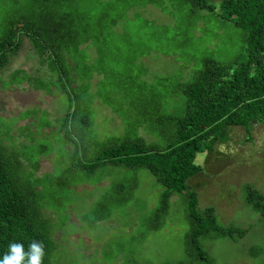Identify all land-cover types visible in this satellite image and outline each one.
Returning <instances> with one entry per match:
<instances>
[{
    "label": "trees",
    "instance_id": "obj_1",
    "mask_svg": "<svg viewBox=\"0 0 264 264\" xmlns=\"http://www.w3.org/2000/svg\"><path fill=\"white\" fill-rule=\"evenodd\" d=\"M165 1L187 3L190 11L215 9L211 0H3L0 71L27 38L39 63L45 64L46 88L52 83L65 95L58 131L70 147L59 174L39 177L32 175L37 168L33 160H28V170L14 148L0 144V258L10 241L27 247L40 240L45 245L44 264H50L54 222L49 213L66 210L69 196L63 191L82 182L98 183L115 169L121 173L144 169L161 187L144 219L146 233L163 226L170 197L183 195L184 259L162 264H211L198 239H235L245 233L244 228L219 223L212 207L197 208V195L188 181L201 170L195 155L227 141L231 126L248 135L252 126L264 125V0H216L218 14L243 33L244 58L229 63L202 59L190 80L175 81L169 89L163 78L156 80L157 86L145 84L129 73L119 76L121 71L109 65L118 49L115 40L122 34L115 26L127 10L151 4L166 12ZM83 48L93 50V63L86 62ZM19 71H12L10 78ZM93 75L107 79L102 87L108 92L96 89L92 95L121 117L125 131L121 137L97 141L87 135V93ZM34 78L26 74L12 83H31ZM179 96L182 102L175 108L172 103L176 105ZM43 150L41 146L37 154L43 155ZM134 187L132 180L111 184L93 204L92 221L102 220L128 201ZM244 201L264 232L262 194L245 187Z\"/></svg>",
    "mask_w": 264,
    "mask_h": 264
},
{
    "label": "rangeland",
    "instance_id": "obj_2",
    "mask_svg": "<svg viewBox=\"0 0 264 264\" xmlns=\"http://www.w3.org/2000/svg\"><path fill=\"white\" fill-rule=\"evenodd\" d=\"M3 3L0 0V10ZM211 3L214 11H190L187 3L172 1L164 2L169 9L166 12L151 4L129 8L115 26L122 34L115 40L118 49L110 69L120 70L119 76L129 73V77L154 86L157 79L163 78L169 89L175 81L190 80L202 59L240 61L245 55L243 33L218 14L216 0ZM90 49L83 48L88 55L83 57L93 63ZM19 69L18 75L10 78L11 72ZM44 72L45 64L39 63L25 37L18 52L0 71V144L14 148L28 170L33 160L37 168L31 174L39 177L59 174L68 162L70 147L62 142L58 131V121L66 109L65 95L52 83L46 88L48 78ZM26 74L35 76L31 83H12ZM105 83L107 79L93 75L87 93V135L97 141L118 138L125 132L121 117L92 95L96 89L107 93V87H102ZM181 102L179 96L177 104L172 105L176 108ZM228 135L227 141L214 145L211 151L195 155L194 162L201 170L188 186L196 192L197 208L210 206L219 223L246 231L239 238L204 237L198 243L211 264H264L263 228L244 201L245 187L264 198V125L252 126L248 135L242 128L231 126ZM41 146L47 154H37ZM108 175L98 183L82 182L63 191L69 196L66 210L49 213L54 222L50 226L49 263L162 264L183 260L187 231L183 195L170 197L163 226L146 233L144 219L156 204L161 187L144 169L123 173L115 169ZM131 180L135 187L130 199L93 222L90 210L95 201L111 184Z\"/></svg>",
    "mask_w": 264,
    "mask_h": 264
},
{
    "label": "clouds",
    "instance_id": "obj_3",
    "mask_svg": "<svg viewBox=\"0 0 264 264\" xmlns=\"http://www.w3.org/2000/svg\"><path fill=\"white\" fill-rule=\"evenodd\" d=\"M45 255L43 241L32 240L27 247L22 242L10 241L0 264H44Z\"/></svg>",
    "mask_w": 264,
    "mask_h": 264
}]
</instances>
